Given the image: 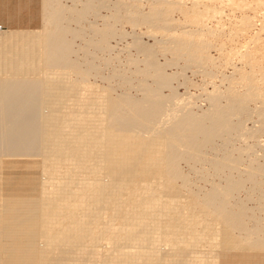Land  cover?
I'll return each instance as SVG.
<instances>
[{
    "label": "bare ground",
    "instance_id": "obj_1",
    "mask_svg": "<svg viewBox=\"0 0 264 264\" xmlns=\"http://www.w3.org/2000/svg\"><path fill=\"white\" fill-rule=\"evenodd\" d=\"M40 1L42 29L0 25V158H6L0 159V192H13L0 193V264H197L204 259L183 255L203 242L210 249L207 257L202 254L203 264H221L229 252H263L264 234L246 226L242 206L231 210L229 194L240 181L230 177L201 197L189 189L180 196L175 182L186 181L176 166L179 159L200 154L202 143L233 127L228 115L241 109L244 96L229 93L230 102L220 107L221 95L213 93L203 114L172 109L163 113L165 121L159 115L167 110L166 96L159 87L169 77L143 46L155 86L140 84V98L112 96L109 87L97 97L96 82H84L87 73L68 57L69 28L62 15L68 9L63 11L60 0ZM90 2L68 11L80 18ZM107 28L89 42L99 47ZM72 73L81 77L80 85L72 84ZM71 90L86 94L64 103L51 94ZM33 155L41 157L42 171L58 177L37 185L32 161L21 162L23 171L17 168L15 156ZM222 158L213 159L214 167L235 160Z\"/></svg>",
    "mask_w": 264,
    "mask_h": 264
},
{
    "label": "rangeland",
    "instance_id": "obj_2",
    "mask_svg": "<svg viewBox=\"0 0 264 264\" xmlns=\"http://www.w3.org/2000/svg\"><path fill=\"white\" fill-rule=\"evenodd\" d=\"M88 1L92 3L89 11L85 10L82 17L74 18L70 9L80 11ZM59 3L64 7L63 11L69 10L62 12L66 19L63 22L70 29L67 28L65 33L68 43H71L68 57L87 73L82 79L84 82H96L94 85L99 88L94 86L97 88L95 96L106 95L107 87L111 88L112 96L125 93L140 98V84L155 86L154 70L146 64L148 60L141 49L143 46L153 51L151 60L160 64L169 77L167 85L159 87L160 93L166 96L163 110H167L159 115L163 120L166 118L165 121L168 117L165 114L172 109L179 115L188 109L193 114H203L212 105L210 96L213 93L221 95L216 101L220 107L230 102L229 93L244 96L245 104L242 103L241 111L228 115L229 122L232 120L230 124L235 123L227 129L228 132L222 130L211 139V143H202L196 151H201L200 154L195 155L198 161L195 156L179 159L176 166L186 180L185 186L180 183L182 178L175 182L181 188L178 190L180 196L190 190L201 197V193H207L213 187L226 185L230 177L240 181L239 188L232 189L229 194L231 210L242 206L246 226L257 227L259 233L264 234V0H60ZM41 4L40 0H0L1 29H42ZM13 12L22 13L24 21L13 23ZM105 28L110 32L101 41V46L91 44L89 41L98 40ZM69 78L73 85L78 86L82 82L76 73ZM81 93L86 94L84 90L51 94L56 97L55 101L64 103L71 98L79 101ZM43 112L49 111L45 108ZM162 121L158 124H166ZM224 156L238 159L239 164L234 160L232 164L235 166L236 163V167L223 164L220 169L217 163L214 167L212 161L217 158L219 162L221 160L218 159ZM14 158L21 171L25 168L21 162L32 161L35 164L33 176L37 177V185L58 177L42 171L44 165L40 156ZM56 168L64 170L65 167L57 165ZM250 172L251 176L248 175ZM92 178L87 175L89 181ZM4 192L2 194L8 196L13 194L12 191H7L10 195ZM183 196L180 199H184ZM41 242L38 237L39 246ZM204 243L201 244L202 249L201 245L193 247V252L190 250L183 258L195 254L204 259L197 264L206 262L210 249L205 250L208 246ZM159 244L160 252L166 254V245ZM229 253L220 258L221 264H234V261L236 264H264V251ZM166 259L164 257L163 261Z\"/></svg>",
    "mask_w": 264,
    "mask_h": 264
},
{
    "label": "crops",
    "instance_id": "obj_3",
    "mask_svg": "<svg viewBox=\"0 0 264 264\" xmlns=\"http://www.w3.org/2000/svg\"><path fill=\"white\" fill-rule=\"evenodd\" d=\"M12 15L14 16L11 21L13 23H16V24H20L24 21L23 17H22V13L20 12H13Z\"/></svg>",
    "mask_w": 264,
    "mask_h": 264
}]
</instances>
